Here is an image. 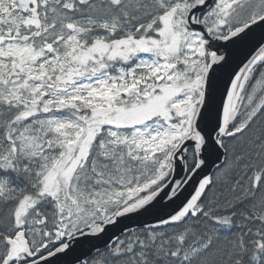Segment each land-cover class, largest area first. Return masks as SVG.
<instances>
[{"label":"snow or ice","instance_id":"obj_1","mask_svg":"<svg viewBox=\"0 0 264 264\" xmlns=\"http://www.w3.org/2000/svg\"><path fill=\"white\" fill-rule=\"evenodd\" d=\"M0 264H264V0H0Z\"/></svg>","mask_w":264,"mask_h":264}]
</instances>
